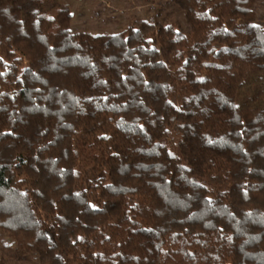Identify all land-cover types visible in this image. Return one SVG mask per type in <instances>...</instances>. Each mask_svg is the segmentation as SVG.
Masks as SVG:
<instances>
[{
  "label": "trees",
  "instance_id": "obj_1",
  "mask_svg": "<svg viewBox=\"0 0 264 264\" xmlns=\"http://www.w3.org/2000/svg\"><path fill=\"white\" fill-rule=\"evenodd\" d=\"M257 1L90 35L0 0V264H264Z\"/></svg>",
  "mask_w": 264,
  "mask_h": 264
},
{
  "label": "rangeland",
  "instance_id": "obj_2",
  "mask_svg": "<svg viewBox=\"0 0 264 264\" xmlns=\"http://www.w3.org/2000/svg\"><path fill=\"white\" fill-rule=\"evenodd\" d=\"M68 10L69 30L90 35H113L138 21L151 24H181L183 13L173 0H56ZM255 23L264 22V0L253 6ZM27 258V257H26ZM24 263V262H23ZM21 263V264H23Z\"/></svg>",
  "mask_w": 264,
  "mask_h": 264
}]
</instances>
